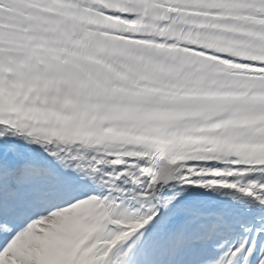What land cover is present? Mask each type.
Wrapping results in <instances>:
<instances>
[{
  "label": "snow or ice",
  "instance_id": "6c2138e0",
  "mask_svg": "<svg viewBox=\"0 0 264 264\" xmlns=\"http://www.w3.org/2000/svg\"><path fill=\"white\" fill-rule=\"evenodd\" d=\"M0 264H264V0H0Z\"/></svg>",
  "mask_w": 264,
  "mask_h": 264
}]
</instances>
